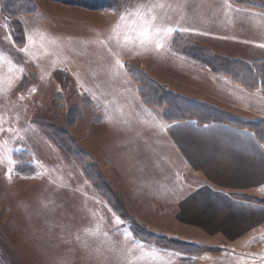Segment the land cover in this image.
<instances>
[{
    "label": "rangeland",
    "instance_id": "rangeland-1",
    "mask_svg": "<svg viewBox=\"0 0 264 264\" xmlns=\"http://www.w3.org/2000/svg\"><path fill=\"white\" fill-rule=\"evenodd\" d=\"M34 1L32 14L10 17L0 12V264H264L259 256L264 255V247L238 252L215 246L210 243L211 233L190 222L201 221L200 217L171 216L151 202L126 199L128 189L123 186H128L115 162L112 133L83 114L88 97L75 87L93 83L94 92L104 95L95 85L118 81L111 53L113 28L122 9L134 10L141 3L163 5L154 9L158 22L166 26L167 21L184 31L202 11L211 14V0H127L123 7L106 9L59 0ZM132 19L136 21L132 32L138 34L140 21ZM174 34L167 37L173 41ZM25 47L28 51H21ZM124 58L130 56L123 54ZM72 64L77 69L75 77L67 71ZM151 71L161 79L175 80L168 70L151 67ZM124 76L122 82L130 80ZM188 85L183 84L181 91L192 92ZM146 106L162 114L165 109ZM50 122L73 139V149L78 145L86 151L69 153L53 135ZM95 164L104 178L105 192L115 194L110 201L92 180L98 181ZM134 225L138 233L155 238L137 236ZM163 237L204 249L186 254L158 242Z\"/></svg>",
    "mask_w": 264,
    "mask_h": 264
},
{
    "label": "crops",
    "instance_id": "crops-1",
    "mask_svg": "<svg viewBox=\"0 0 264 264\" xmlns=\"http://www.w3.org/2000/svg\"><path fill=\"white\" fill-rule=\"evenodd\" d=\"M125 9L121 12L125 13ZM210 9L211 14L202 11L192 18L184 31L167 21L166 26L193 37L197 43L204 42L219 55L249 63L264 59L260 57L264 56V10L232 0H211ZM132 21V17L128 18V28L122 25L115 32L113 53L108 52L115 64L120 62L113 67L118 81L97 83L95 86L104 95L94 92L93 83L75 86L88 97L87 103L83 102V114L112 133V149L118 160L115 162L128 186H123L128 189L125 198L151 202L154 208L168 211L171 216L200 217L201 221L190 222L211 233L214 239L210 243L215 246L238 252L264 247V204L232 195L245 193L264 198V138L230 122L165 120L162 111L143 103L125 63L140 65L170 90L216 105L242 119H264V93L260 87L248 89L205 63L177 52L172 47V33L163 40V47L141 45L136 32H132ZM238 25L241 30L236 29ZM125 36L131 39L125 41ZM123 54L130 59L123 60ZM151 67L168 70V76L175 80L157 77ZM76 70L73 64L67 67L74 77ZM123 76L130 80L122 82ZM185 83L194 92L181 91ZM186 239L193 241L191 237ZM259 256L264 258L263 254Z\"/></svg>",
    "mask_w": 264,
    "mask_h": 264
},
{
    "label": "trees",
    "instance_id": "trees-1",
    "mask_svg": "<svg viewBox=\"0 0 264 264\" xmlns=\"http://www.w3.org/2000/svg\"><path fill=\"white\" fill-rule=\"evenodd\" d=\"M69 4H77L80 6L104 9L111 6L123 7L127 0H59ZM236 4H242L244 6L256 7L258 9H264V0H232ZM36 11V3L34 0H0V12L6 16L16 17L19 14H32ZM174 49L187 54L193 58H197L208 65L211 70L217 73H223L231 77L233 80L242 84L248 89H254L260 87L264 93V59L256 60L253 62H246L242 59H236L229 56H222L215 53L209 47L198 44L194 40H190L180 32H175L173 37ZM125 67L134 81L138 84L139 94L141 99L146 105L164 106L163 118L167 121H178L185 119L195 120L198 124H204L212 121H223L236 124L240 127H246L251 129L260 139L264 138V119L248 120L236 117L210 103L200 101L190 96L173 92L165 84H161L149 74L145 73L141 68L135 64L126 62ZM61 97L60 94H55V98ZM72 117H76L73 113ZM50 121V120H48ZM49 124V123H48ZM49 128L52 130L55 138L59 139L63 147L69 152L75 154V152H85L78 145L73 149L71 143H74L72 138L66 134L62 128L53 122L49 124ZM93 166V165H92ZM98 181L92 178L95 186L102 192L107 200H112L115 196L114 193H106L104 190V178L100 176V172L94 165ZM87 173V171H86ZM88 176H90L87 173ZM100 177V178H99ZM91 178V177H90ZM103 184V185H102ZM113 195V196H112ZM235 197L253 200L264 204V198H258L242 193H233ZM133 232L137 236L143 235L142 232L138 233L139 227L137 225L132 226ZM148 233H145L142 237L147 239H154L155 237ZM163 241H158L161 244H167L170 247L177 248L178 250L191 254L193 252H199L204 247L188 246L182 241H175L163 237ZM185 247V249H184ZM191 247L189 251L187 248Z\"/></svg>",
    "mask_w": 264,
    "mask_h": 264
},
{
    "label": "snow or ice",
    "instance_id": "snow-or-ice-1",
    "mask_svg": "<svg viewBox=\"0 0 264 264\" xmlns=\"http://www.w3.org/2000/svg\"><path fill=\"white\" fill-rule=\"evenodd\" d=\"M156 7H163V5H152L148 6L146 4H139L134 10H129L126 13H122L119 17L118 23L113 28L116 32L122 27V25L128 22L129 17H136L140 21L137 39L141 45H146L155 42L156 47H163V38H166L171 33L175 32L176 29L173 27H167L163 24V21L158 22V17L155 14L154 9ZM136 21L133 20L132 23ZM131 38L125 36V41H129ZM21 51H28L25 47ZM119 64L120 62L117 61Z\"/></svg>",
    "mask_w": 264,
    "mask_h": 264
}]
</instances>
